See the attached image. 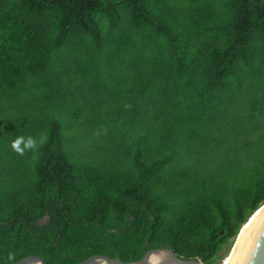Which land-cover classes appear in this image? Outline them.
<instances>
[{
	"label": "trees",
	"instance_id": "obj_1",
	"mask_svg": "<svg viewBox=\"0 0 264 264\" xmlns=\"http://www.w3.org/2000/svg\"><path fill=\"white\" fill-rule=\"evenodd\" d=\"M263 204L264 0H0V261L217 264Z\"/></svg>",
	"mask_w": 264,
	"mask_h": 264
},
{
	"label": "water",
	"instance_id": "obj_2",
	"mask_svg": "<svg viewBox=\"0 0 264 264\" xmlns=\"http://www.w3.org/2000/svg\"><path fill=\"white\" fill-rule=\"evenodd\" d=\"M254 213H256L254 215ZM245 232L241 236V227L235 238L227 257L233 250L234 254L229 264H264V204L254 212ZM254 215V217H253ZM245 224V225H246ZM237 246V247H236ZM236 247V249H234ZM226 257V258H227ZM13 264H46L45 261L36 255L22 258ZM79 264H203L200 259H184L177 256L171 249L162 247L147 251L143 257L134 262H124L118 258H110L104 255H94Z\"/></svg>",
	"mask_w": 264,
	"mask_h": 264
},
{
	"label": "clouds",
	"instance_id": "obj_3",
	"mask_svg": "<svg viewBox=\"0 0 264 264\" xmlns=\"http://www.w3.org/2000/svg\"><path fill=\"white\" fill-rule=\"evenodd\" d=\"M42 140H39L32 135H18L10 142V149L17 155L23 156L27 152H36L39 149L40 143ZM9 260H13L14 256L9 255ZM0 264H4V261H0Z\"/></svg>",
	"mask_w": 264,
	"mask_h": 264
},
{
	"label": "bare ground",
	"instance_id": "obj_4",
	"mask_svg": "<svg viewBox=\"0 0 264 264\" xmlns=\"http://www.w3.org/2000/svg\"><path fill=\"white\" fill-rule=\"evenodd\" d=\"M255 214H256V213H254V215H255ZM254 215H253V217H254ZM252 219H253V218H252ZM252 219H251V220H252ZM251 220H250V222H251ZM250 222H248V224L244 225V227L242 228V231H241V234H240L239 240H240L241 236L243 235V233L245 232V230H246V228L248 227V225L250 224ZM236 247H237V246H236ZM236 247H234V249H236ZM234 251H235V250L232 251V253H231L230 256L228 257V259H227V261H226L225 264H229V263H230V260H231L233 254H234Z\"/></svg>",
	"mask_w": 264,
	"mask_h": 264
},
{
	"label": "rangeland",
	"instance_id": "obj_5",
	"mask_svg": "<svg viewBox=\"0 0 264 264\" xmlns=\"http://www.w3.org/2000/svg\"><path fill=\"white\" fill-rule=\"evenodd\" d=\"M234 242H235V240H234ZM234 242H233V243H234ZM233 243L230 245V247L228 248V250H227V251L224 253V255L222 256V259H220V260L218 261L217 264H225V263H226V261H227V259H228L227 255H228L229 250L231 249ZM226 257H227V258H226Z\"/></svg>",
	"mask_w": 264,
	"mask_h": 264
}]
</instances>
